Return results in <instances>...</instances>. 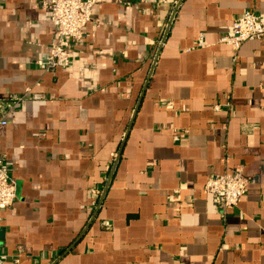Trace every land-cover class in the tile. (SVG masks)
I'll use <instances>...</instances> for the list:
<instances>
[{
	"label": "crops",
	"instance_id": "1",
	"mask_svg": "<svg viewBox=\"0 0 264 264\" xmlns=\"http://www.w3.org/2000/svg\"><path fill=\"white\" fill-rule=\"evenodd\" d=\"M246 10L264 0H98L46 71L43 0H0L9 262L264 264V37L221 40ZM238 166L257 181L225 212L205 185Z\"/></svg>",
	"mask_w": 264,
	"mask_h": 264
},
{
	"label": "built area",
	"instance_id": "2",
	"mask_svg": "<svg viewBox=\"0 0 264 264\" xmlns=\"http://www.w3.org/2000/svg\"><path fill=\"white\" fill-rule=\"evenodd\" d=\"M98 0H43L49 11L50 19L56 27L57 38L51 44L47 59L39 60L38 65L46 71H53L58 67H68L71 63V40H80L85 35V28L90 22L100 23L93 17V8ZM264 37V18L255 11L246 10L233 21L232 33L222 37V41L238 51L241 45L248 40ZM198 45H205L203 34L198 38ZM24 97H13L4 106L5 115L9 114ZM218 109L219 105H215ZM6 117V116H5ZM6 124V119L1 120ZM256 176L244 173V167L216 173L209 177L205 191L211 195L216 207L223 211L240 204L249 185L256 183ZM17 187L15 180L10 176L5 164L4 155L0 154V222L1 212L8 209L16 200ZM8 253L3 250L0 242V264H22L18 257L8 261Z\"/></svg>",
	"mask_w": 264,
	"mask_h": 264
},
{
	"label": "water",
	"instance_id": "3",
	"mask_svg": "<svg viewBox=\"0 0 264 264\" xmlns=\"http://www.w3.org/2000/svg\"><path fill=\"white\" fill-rule=\"evenodd\" d=\"M3 240H4V229L0 228V242H2Z\"/></svg>",
	"mask_w": 264,
	"mask_h": 264
}]
</instances>
